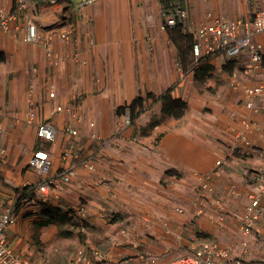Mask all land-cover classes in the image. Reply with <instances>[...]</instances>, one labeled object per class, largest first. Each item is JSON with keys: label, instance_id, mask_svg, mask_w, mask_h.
Wrapping results in <instances>:
<instances>
[{"label": "crops", "instance_id": "obj_1", "mask_svg": "<svg viewBox=\"0 0 264 264\" xmlns=\"http://www.w3.org/2000/svg\"><path fill=\"white\" fill-rule=\"evenodd\" d=\"M75 1L76 5L68 0H40L23 12L22 32L0 29V114L4 127L3 142L8 150L7 158L0 161V188L5 193V204L13 203V199L21 195L17 189L28 188L29 192L37 193L38 175L29 166V160L40 141L36 125L24 120L31 85H34L35 96L41 100L37 123L53 121L59 130L56 141L50 145L52 172L65 165L61 151L68 142L63 131L66 114L58 112L57 105L71 103L73 96L87 92L86 120L75 161L93 157L96 168L90 171L80 167L72 182L62 185L61 197L50 199L56 204L63 201L62 207L66 204L77 206L80 202L85 207L88 232L81 244L77 236L79 242L75 251L84 243L87 252L92 253V247H97L109 258L123 260L124 264H169L173 258L194 251L202 239L210 237L222 245L232 246L233 256L244 262V256L255 251V245L261 241L264 243V233L256 232L251 237L239 235L237 225L240 219L235 213L245 208L248 192L254 186V176L264 167V154H248L247 147L233 143L232 138L247 118L257 125L252 139L257 145H263L264 110L248 108L243 88L230 86L229 74L234 70L240 72L245 82L252 79L241 72L242 58L230 60L222 54L211 57L214 74L203 83L195 80L196 68L202 60L192 63L194 69L182 75L175 67V62L178 65L175 59H170L167 69L160 67L163 55L158 54L164 51L158 49L154 53L155 61L148 66L141 50L138 54L132 46L122 50L116 43V28H99L104 15L113 21L121 13L127 15L125 9L130 0H97L85 6H79V0ZM149 1L153 4L162 2L165 11L171 2ZM228 1L178 2L190 10L189 30L195 32L196 23L205 18L209 9L223 12L228 17H241L236 15L237 9H233ZM0 4L12 9L15 0H0ZM30 20L36 22L59 50L58 66L47 62L40 44L23 40L25 26ZM89 21L94 26L92 31L88 30ZM62 30L68 31V39L59 35ZM257 38L264 43V35ZM166 45L168 48L173 46ZM126 57L136 65L135 74L133 70L132 75H121V69L126 67ZM220 64L224 72L218 71ZM34 67L38 68L37 73L33 71ZM90 71L97 73L96 80ZM48 80L56 85L55 98L48 95ZM94 82L99 85V90L94 88ZM171 86L173 96L188 105V111L180 118L162 116L160 101L126 127H120L114 118L105 121L94 116L93 111L104 103L106 107L112 102L131 104L139 95L152 104V98H147L148 93L159 95ZM262 100V97L258 98L257 103L260 105ZM90 117L97 122V139L89 136L87 120ZM152 117L160 119L159 123L147 136H141V129ZM162 118L165 119L162 121ZM13 122L14 126L11 125ZM134 134L140 135L141 140L134 139ZM208 172L213 173L216 188L208 195L205 214L198 215L197 187L200 175ZM215 198H220L226 205L223 222L218 219L221 211L214 202ZM28 201L23 199L15 208L17 219L9 230L18 243H9L16 251L20 244L19 250L29 253L36 230L31 235L29 221H33V215L29 213L34 206L26 205ZM180 208L183 211H179ZM147 216L153 220L150 226L146 225ZM166 221L168 225H165ZM41 224L37 223V227ZM259 225L264 229V220ZM122 227H128L130 237L120 234ZM242 239H246L248 245H243ZM70 259L59 263L68 264Z\"/></svg>", "mask_w": 264, "mask_h": 264}, {"label": "built area", "instance_id": "obj_2", "mask_svg": "<svg viewBox=\"0 0 264 264\" xmlns=\"http://www.w3.org/2000/svg\"><path fill=\"white\" fill-rule=\"evenodd\" d=\"M40 0H15L12 9L0 4V29L8 32L20 33L23 30L22 18L23 12L30 7L32 3H38ZM56 2L57 0H51ZM97 0H79V6L88 5ZM180 0H171L169 8L164 12V20L160 24L162 30H171L180 27L185 33L195 35L192 44V55L195 64L205 58L214 57L222 54L225 59L234 60L242 58L241 72L252 79L245 82L240 76V72L234 70L229 74L231 79L230 86L233 88L242 87L245 95L246 106L254 111L264 110V43L258 39V35H264V0L260 1L253 16L248 17H228L223 12L209 9L206 16L197 25L195 32L190 31V10L179 4ZM211 1V0H204ZM63 38L68 39L67 30L59 32ZM88 35L90 32L88 31ZM23 40L31 44H40L44 48L47 62L51 66H58L60 52L53 42L34 21H28L23 32ZM93 43V39H89ZM77 56V55H75ZM87 64V60H84ZM182 70V65L178 63ZM218 71L224 72V67L220 64ZM33 71L38 72L34 67ZM184 75V73H182ZM49 97L57 96L56 85L52 80H48ZM34 85L29 90V106L24 120L28 124L36 125L39 144L29 160V166L35 170L38 175L36 183L37 193H40L45 199H59L63 184H69L78 173L80 167H85L92 171L96 168V162L93 157H85L75 161L79 150L80 141L83 133V122L86 120L85 104L82 100L75 103H59L57 111L66 114L63 131L68 136V142L61 151V159L65 163L56 172H52L53 153L50 145L56 141L58 127L53 121H40L37 123V111L40 98L35 96ZM263 98L262 103H257L258 98ZM125 122L132 124L130 111H126ZM87 124L90 128L89 136L91 139L99 138L95 130L97 122L88 119ZM12 126L15 122L11 123ZM256 124L251 119L243 120V127L236 131L233 136V143H242L247 147V153L252 154L261 152L264 154L263 145H257L252 139L256 130ZM4 127L0 114V161L7 158L8 150L3 142ZM215 182L213 173H202L200 175V184L198 185L199 197L196 201L198 206L197 214H205V206L208 202V195L214 193ZM233 191V189H232ZM237 191V189H236ZM19 197H15L13 203L5 204V193L0 188V264H60L48 259H34L26 251H16L7 240L5 231L14 222H16L15 208ZM214 202L221 213L218 215L219 221L226 219V205L220 198H215ZM5 204V208L1 206ZM68 209L71 218V228L74 232L86 234L88 232V218L82 202L77 206L71 205ZM179 211H183L182 208ZM235 216L239 217L237 233L244 237H251L254 233H264L263 227L259 225L264 220V167L256 172L254 176V186L248 192V201L245 208L236 211ZM153 224L150 216L146 217V225ZM169 223L166 221L165 225ZM120 234L130 237L128 227L119 229ZM243 245H248L246 239H242ZM92 253L87 252V245H80L75 251L68 264H124L123 260L109 258L103 251L97 247H92ZM169 264H244L243 260L233 256V247L222 245L218 240L210 237L202 239L194 251L179 255L173 258Z\"/></svg>", "mask_w": 264, "mask_h": 264}, {"label": "rangeland", "instance_id": "obj_3", "mask_svg": "<svg viewBox=\"0 0 264 264\" xmlns=\"http://www.w3.org/2000/svg\"><path fill=\"white\" fill-rule=\"evenodd\" d=\"M72 2L74 5L75 0H68ZM126 5L125 11H127V15L121 13L119 16L115 17L113 21L110 17L104 15L102 17L99 28H108L114 27L116 31V43L121 45L122 50L131 49L129 46H132L136 49L135 53H141L146 55L144 57L148 66L152 65L155 61V50L162 49L164 52L159 53L158 56H162V60L160 64L161 68L167 69L170 62V59H175L180 63V56L188 58V62L182 65V70L178 68L179 65L175 62L176 69L182 74H186L188 71H192L194 67H192V63H194V58L191 54V44L194 43L195 35L193 33L191 36H186L184 31H173V32H164L160 28V24L162 20H164V9L163 3L159 2L158 4L150 3L149 0H130ZM148 1V2H147ZM161 1V0H160ZM261 0H229V5L234 9H237V16H253L255 11V7L260 5ZM110 5V4H108ZM232 15V14H231ZM234 15V14H233ZM95 22V21H94ZM197 22V21H196ZM89 23V24H88ZM198 23H196L197 25ZM88 30L94 28L92 27V23L87 22ZM166 44L173 45L168 48ZM142 47V49L140 48ZM177 46L181 47V54H178ZM173 49V50H171ZM171 50V52L169 51ZM172 53L173 57L170 56ZM154 55V56H153ZM153 56V57H152ZM170 56V57H169ZM168 60V61H166ZM166 61V62H162ZM125 69H121V75L126 76V73L132 75L134 70V74L136 72V65L133 61L129 60V57L125 58ZM138 65V63H137ZM174 67V65H173ZM174 67V68H175ZM94 68V67H93ZM117 71V67H116ZM125 72V73H124ZM89 74L91 77L96 80L98 78L97 73H93L90 71ZM167 76V75H166ZM182 78V77H181ZM94 88L99 90V85L94 82ZM92 92V91H91ZM97 92V91H96ZM155 94V93H154ZM87 92L79 93L76 97L73 96L71 103H75L77 100H82L84 104H87ZM102 102V101H100ZM115 103V104H112ZM106 107V103L102 104L98 110L93 111L94 116L99 118V116L107 121L108 119L114 118L120 127L129 126L125 122L126 111L120 113L119 107L124 106L123 104H117V102H112ZM188 111V110H187ZM186 114V113H185ZM154 116V115H153ZM172 117V116H170ZM97 118H95L97 120ZM93 119L94 118H91ZM165 118H162V121ZM159 123V122H158ZM157 123V124H158ZM131 125V124H130ZM155 127V126H154ZM153 127V128H154ZM152 127L146 125L143 129H141L140 135L147 136L150 131L153 129ZM116 135V133H113ZM140 135H133V138L140 141ZM113 139L115 138L114 135ZM33 198L29 199L26 205L34 206V210H31L29 215H33V221L31 223L29 221V228H31V235L36 230L39 233V236L42 239V234H44V240H42L43 244L41 246H37V244L31 240L30 246V254L34 259H48L52 262H66L70 259L71 254L75 251L78 246L79 240L76 241L77 236L80 238V244L85 241V234L74 232L71 228L70 220H69V212L68 209L71 205L66 204V206H61V203L56 204L50 199H45L41 194L33 192ZM19 197V196H18ZM30 203V204H29ZM65 204V203H63ZM18 206V205H17ZM49 208H59L60 214H53L52 219L45 215V209ZM57 211V210H56ZM43 223L37 227V223ZM8 242L11 244H17V239L14 236L13 232L9 230V227L5 231ZM30 235V236H31ZM84 244V243H83ZM82 244V245H83ZM259 245H255V251L252 253L249 252L248 255L244 256V264H264V243L261 241L258 243ZM22 245L18 244V252L20 251ZM80 246V245H79Z\"/></svg>", "mask_w": 264, "mask_h": 264}, {"label": "trees", "instance_id": "obj_4", "mask_svg": "<svg viewBox=\"0 0 264 264\" xmlns=\"http://www.w3.org/2000/svg\"><path fill=\"white\" fill-rule=\"evenodd\" d=\"M177 30H182L180 27L171 29L170 32L177 31ZM183 31V30H182ZM186 36H191L192 34L185 33ZM193 44V43H192ZM191 44V46H192ZM178 48V54H181V47L177 46ZM181 63L184 65L185 63L188 62V58L184 57L183 55L180 56ZM211 58H206L203 59L201 64L199 65L198 68H196L195 72V80L198 83H203L206 81L208 78L212 77L214 72V65L210 62ZM173 86L169 87L166 91L159 95H155L154 93H148L147 98H152V104H148L146 102V98L143 97L142 95L137 96L131 104H126L124 106L119 107L120 113H123L127 110V108L130 111V116L132 123H135L136 120L144 113L146 112L149 108H151V105L157 103V102H162V116H174L176 118H180L188 110V105L187 103L181 99V98H175L172 94ZM160 119H156L155 117H152L151 120L148 122V126L154 127ZM31 189L32 186H29ZM34 187V186H33ZM28 188H24L23 190L20 191V189H17V192H21V195H19L17 205L19 204L20 201L23 199H31L33 198V193L29 192ZM16 205V207H17ZM57 210V211H56ZM60 209L55 207V208H49L47 207L45 209V215L50 217V220L52 219L53 214H60ZM68 213V211H67ZM69 220L71 223V218L69 216ZM43 224V223H42ZM34 242L37 244V246H41L43 243L40 239L39 233L35 231L34 233Z\"/></svg>", "mask_w": 264, "mask_h": 264}, {"label": "clouds", "instance_id": "obj_5", "mask_svg": "<svg viewBox=\"0 0 264 264\" xmlns=\"http://www.w3.org/2000/svg\"><path fill=\"white\" fill-rule=\"evenodd\" d=\"M192 48V47H191ZM181 63V62H180ZM182 64V63H181ZM183 65V64H182Z\"/></svg>", "mask_w": 264, "mask_h": 264}]
</instances>
